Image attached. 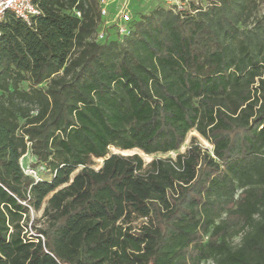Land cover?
I'll list each match as a JSON object with an SVG mask.
<instances>
[{
    "label": "trees",
    "instance_id": "trees-1",
    "mask_svg": "<svg viewBox=\"0 0 264 264\" xmlns=\"http://www.w3.org/2000/svg\"><path fill=\"white\" fill-rule=\"evenodd\" d=\"M263 2L158 3L103 41L98 0L7 13L0 264H264ZM192 130L211 150L177 152Z\"/></svg>",
    "mask_w": 264,
    "mask_h": 264
},
{
    "label": "built area",
    "instance_id": "built-area-1",
    "mask_svg": "<svg viewBox=\"0 0 264 264\" xmlns=\"http://www.w3.org/2000/svg\"><path fill=\"white\" fill-rule=\"evenodd\" d=\"M189 1L190 0H163L167 6L172 7L174 10L185 9ZM98 6L100 16L102 17V23L96 33L97 40L103 41L107 38L112 26H114L115 34L119 38H123L130 34L132 19L126 3H123L113 14L110 12L108 0H98ZM7 13H11L15 17L28 23L31 17L39 14L37 0H0V22ZM74 13L76 16H80L79 10L74 9ZM110 15H112V18L108 19ZM24 170L26 173L35 177L34 171L29 167Z\"/></svg>",
    "mask_w": 264,
    "mask_h": 264
},
{
    "label": "rangeland",
    "instance_id": "rangeland-1",
    "mask_svg": "<svg viewBox=\"0 0 264 264\" xmlns=\"http://www.w3.org/2000/svg\"><path fill=\"white\" fill-rule=\"evenodd\" d=\"M109 1V7L110 9L114 6L115 11L123 4H127V9L131 15L132 20H137L138 17L143 14L149 12L153 7L158 5V3H163L162 0H108ZM210 1V0H209ZM260 12L264 11V2L261 3L259 6ZM115 11H112V14L115 13ZM112 15L108 17V19L112 18ZM116 36L115 31H114V26L110 28V38H114ZM192 138H195V141L201 145L202 148H207V150H211V145L204 140L201 136H199L195 131H189L186 135V138L184 140L183 145L180 147V149L177 152H183L185 149L189 146L190 141ZM110 152L113 153H121V154H133V153H138L143 161L145 163L149 162L151 159L156 158V157H174L177 152H169V153H155V154H144L143 152L137 150V149H131V150H118L117 148H110ZM34 161V158L27 152L25 155H23L20 158V164L24 168H30L34 171V175L36 178H47L48 173L43 169L42 166H37V167H30V163ZM102 159H94V167L98 168L101 165ZM45 205V202L43 203V206ZM42 214V209L39 211H30V220L31 219H39ZM29 228V227H28ZM28 230H31L29 228ZM235 240H238V237L235 238ZM209 264V263H206Z\"/></svg>",
    "mask_w": 264,
    "mask_h": 264
},
{
    "label": "crops",
    "instance_id": "crops-1",
    "mask_svg": "<svg viewBox=\"0 0 264 264\" xmlns=\"http://www.w3.org/2000/svg\"><path fill=\"white\" fill-rule=\"evenodd\" d=\"M199 3H201V4H206V3H208V2H210V1H213V0H197ZM115 7L113 6L111 9H110V7H109V9H110V12H112V11H115V9H114Z\"/></svg>",
    "mask_w": 264,
    "mask_h": 264
}]
</instances>
